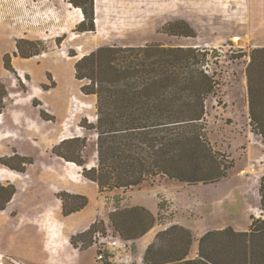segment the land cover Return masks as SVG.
<instances>
[{
	"label": "rangeland",
	"instance_id": "rangeland-1",
	"mask_svg": "<svg viewBox=\"0 0 264 264\" xmlns=\"http://www.w3.org/2000/svg\"><path fill=\"white\" fill-rule=\"evenodd\" d=\"M92 13L95 30L80 33L77 28L84 16L70 0H0V120L11 135L5 145L0 144V158L20 156L33 162L21 166L17 159L7 161L12 168L24 167L25 173L12 182L17 197L6 209L12 210L17 221L20 218L28 224L32 223L24 217L40 219L44 213L57 212L62 218L59 196L78 194L88 200L90 226L96 227L95 232L110 234V212L144 204L157 218L146 238L153 240L162 229L181 225L193 236L191 257L208 231L227 227L247 231L252 219L261 218L264 139L252 133L249 125L245 71L250 51L264 47V0H92ZM174 21L188 23L196 37L163 33L161 28ZM17 43L25 53L39 54L22 59ZM150 43L209 52L208 69L220 76L221 85L206 102V137L217 157L232 162L233 167L215 184L157 180L140 188L99 193L94 183L81 178L80 170L52 152L64 140L85 138L83 157L88 167L96 163V135L80 126L82 120L96 122V98L81 93L83 83L75 79L74 65L100 46ZM6 54L14 73L4 68ZM0 168L11 170L1 164ZM26 223L10 225L8 231L17 229L16 234L26 238L15 239L17 246L8 238L1 239L0 254L26 264H44L34 237L18 231L25 230L20 226ZM45 228L46 233L52 229L50 225ZM78 234L65 224L62 238L70 243ZM92 237H83L78 249L89 264H142L140 241L131 242L126 252L106 247L103 260L98 261V253L89 246Z\"/></svg>",
	"mask_w": 264,
	"mask_h": 264
},
{
	"label": "trees",
	"instance_id": "trees-1",
	"mask_svg": "<svg viewBox=\"0 0 264 264\" xmlns=\"http://www.w3.org/2000/svg\"><path fill=\"white\" fill-rule=\"evenodd\" d=\"M70 4L84 16L78 31L93 32L92 0H70ZM161 30L169 36L196 37L185 21L166 23ZM16 49L22 59L39 54L25 53L19 43ZM208 55L199 48L150 43L100 46L81 57L74 65L75 79L83 83L82 94L96 98L97 119L94 124L82 120L80 126L96 135V163L88 167L83 157L85 138L64 140L53 148V154L75 164L80 176L94 183L99 193L140 188L157 180L208 185L226 178L232 162L219 159L206 137V102L221 85L220 76L208 69ZM248 58L249 125L252 133L264 139V47L252 49ZM3 65L14 73L9 54L4 55ZM13 159L21 166L33 163L32 159L14 156L0 158V164L25 173L24 167L16 169L8 164ZM15 194L12 184L0 183V212ZM259 195L261 218L252 219L247 231L237 232L231 227L208 231L191 257V231L173 224L156 233L143 253L142 264H264V176ZM59 198L64 217L83 210L88 203L80 195L63 193ZM108 219L112 231L132 243L157 223V218L140 206L117 208ZM95 230L92 225L72 236L70 244L77 248L83 244L82 238L92 236Z\"/></svg>",
	"mask_w": 264,
	"mask_h": 264
},
{
	"label": "crops",
	"instance_id": "crops-1",
	"mask_svg": "<svg viewBox=\"0 0 264 264\" xmlns=\"http://www.w3.org/2000/svg\"><path fill=\"white\" fill-rule=\"evenodd\" d=\"M3 124L4 123L1 122L0 120V144L3 143L5 145L6 140L11 135L6 134L8 133L7 132L8 129L7 128L5 129V126L4 127L2 126ZM3 129H5L6 131ZM11 173L15 174L16 177L12 176ZM19 175H21V173L13 172L6 168H0V183L2 185L12 184V182L20 178ZM76 183L79 184L81 183V181L78 180L76 181ZM16 197H17V193L9 202L8 206L11 205L16 200ZM136 206L143 207L153 214L152 209H149L144 204H139ZM9 209L10 208L8 207L6 210L0 212V240L1 239L4 240V238H8L9 241L11 240L14 242V246H17V244L19 243H17L18 241H16L15 239L18 238L22 239V238L16 234L15 231H17V229L16 230L13 229V232L8 231V229L10 228V225L14 226V224H20V223L25 225L24 223L26 222L22 221L20 218L17 221L12 215V210ZM37 214L39 216L42 215L40 212ZM24 218L31 221L32 224L26 223L27 224L26 227L20 226V228H25V230L22 229L18 231L20 232L22 231L21 233L27 232L30 236V239H31V235L34 237L36 245L38 246V249L40 251L39 254L41 253L45 257L44 264H89V260L87 258H83V254L78 249H74L71 247L67 237L62 238L63 228H65V224L70 226V229L76 230L78 233H82L89 228L90 224L92 223V213L91 210L88 208V206H86L83 210L79 212L73 213L67 217L63 216L62 218L58 217L57 212L53 214L44 213L43 216L40 217V219L36 217L35 218L24 217ZM47 225H50V228H52L50 231L49 230L47 231L48 233H46V228H45ZM147 234L144 235L142 238L138 239V241H140V247L143 248L141 249L143 253L145 249L148 247V245L154 240V238L153 240L146 238ZM25 238H23L22 241Z\"/></svg>",
	"mask_w": 264,
	"mask_h": 264
},
{
	"label": "built area",
	"instance_id": "built-area-1",
	"mask_svg": "<svg viewBox=\"0 0 264 264\" xmlns=\"http://www.w3.org/2000/svg\"><path fill=\"white\" fill-rule=\"evenodd\" d=\"M131 242L120 238L117 234L113 231L109 233H102V232H95L92 237V242L90 247L94 248L97 255V260H103V249L108 248L111 250H117L120 252H126L129 250ZM82 243L78 244L77 249L82 247ZM0 264H26L20 260H16L12 257L4 256L0 254Z\"/></svg>",
	"mask_w": 264,
	"mask_h": 264
},
{
	"label": "bare ground",
	"instance_id": "bare-ground-1",
	"mask_svg": "<svg viewBox=\"0 0 264 264\" xmlns=\"http://www.w3.org/2000/svg\"><path fill=\"white\" fill-rule=\"evenodd\" d=\"M95 22H96V21H95ZM65 164H66L67 166H71V167H73V168L79 170V168H78L75 164H73V163L65 162ZM81 178H82V177H81ZM82 179H83V178H82Z\"/></svg>",
	"mask_w": 264,
	"mask_h": 264
}]
</instances>
